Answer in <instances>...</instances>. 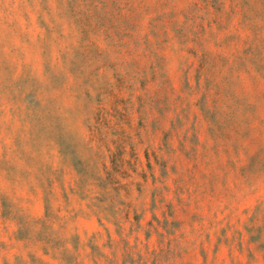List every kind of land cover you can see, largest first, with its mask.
<instances>
[{
    "label": "rangeland",
    "instance_id": "374dc122",
    "mask_svg": "<svg viewBox=\"0 0 264 264\" xmlns=\"http://www.w3.org/2000/svg\"><path fill=\"white\" fill-rule=\"evenodd\" d=\"M0 264H264V0H0Z\"/></svg>",
    "mask_w": 264,
    "mask_h": 264
}]
</instances>
